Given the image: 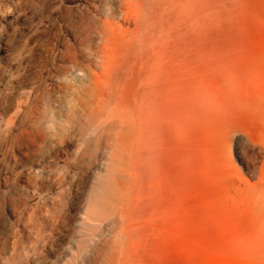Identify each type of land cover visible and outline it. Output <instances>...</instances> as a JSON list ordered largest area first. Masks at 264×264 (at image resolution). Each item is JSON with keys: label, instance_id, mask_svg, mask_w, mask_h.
<instances>
[{"label": "rangeland", "instance_id": "374dc122", "mask_svg": "<svg viewBox=\"0 0 264 264\" xmlns=\"http://www.w3.org/2000/svg\"><path fill=\"white\" fill-rule=\"evenodd\" d=\"M81 1L77 13L97 4L108 27L91 44L92 70L75 79L97 77L103 92V128L83 163L108 190L103 234L91 249L116 264H264V0ZM57 31L41 77L49 95L62 72L55 53L75 42ZM78 118L76 137L88 129ZM52 153L58 167L71 148ZM80 190L61 191L54 221L41 223L33 263L62 254L85 216Z\"/></svg>", "mask_w": 264, "mask_h": 264}, {"label": "bare ground", "instance_id": "6f19581e", "mask_svg": "<svg viewBox=\"0 0 264 264\" xmlns=\"http://www.w3.org/2000/svg\"><path fill=\"white\" fill-rule=\"evenodd\" d=\"M82 5L81 0H0V264H35L31 255L36 250L41 223L54 221L51 208L59 204L61 191L69 184L79 191L85 174L88 179L80 190L79 204L85 216L80 217L53 264L118 262L108 260L104 251L91 249L93 240L103 234L100 226L108 190L106 179L87 174L90 170L83 163L89 155L92 136L103 128V92L97 77L81 85L75 79L92 70L96 53L91 44L108 27L93 11L97 4L90 12L87 9L86 15L77 13ZM43 11L45 15L33 26L31 21ZM60 27L75 42L63 44L64 49L55 53L62 61V72L50 80L53 93L49 95L41 77L52 53L48 37ZM32 40L38 41L34 50L40 60L33 61L31 67L25 66L27 61L23 71L13 70L15 64L22 65L35 53L29 48ZM79 114L87 119L88 129L76 137ZM66 144L71 148L69 158L53 167L52 151ZM105 159L102 154L96 170L102 169ZM262 200L260 209L264 208ZM33 234L34 241L29 240Z\"/></svg>", "mask_w": 264, "mask_h": 264}]
</instances>
